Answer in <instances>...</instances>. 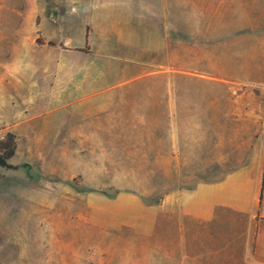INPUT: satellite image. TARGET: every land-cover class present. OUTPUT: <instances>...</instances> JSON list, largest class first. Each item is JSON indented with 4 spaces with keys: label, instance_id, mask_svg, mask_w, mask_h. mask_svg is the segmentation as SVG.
<instances>
[{
    "label": "rangeland",
    "instance_id": "obj_1",
    "mask_svg": "<svg viewBox=\"0 0 264 264\" xmlns=\"http://www.w3.org/2000/svg\"><path fill=\"white\" fill-rule=\"evenodd\" d=\"M7 132L0 264L119 263L121 204L264 166V0H0Z\"/></svg>",
    "mask_w": 264,
    "mask_h": 264
},
{
    "label": "crops",
    "instance_id": "obj_2",
    "mask_svg": "<svg viewBox=\"0 0 264 264\" xmlns=\"http://www.w3.org/2000/svg\"><path fill=\"white\" fill-rule=\"evenodd\" d=\"M262 178L251 163L159 203L121 204L113 225L127 236L106 249L121 254L111 264H264Z\"/></svg>",
    "mask_w": 264,
    "mask_h": 264
},
{
    "label": "trees",
    "instance_id": "obj_3",
    "mask_svg": "<svg viewBox=\"0 0 264 264\" xmlns=\"http://www.w3.org/2000/svg\"><path fill=\"white\" fill-rule=\"evenodd\" d=\"M17 144H16V135L12 132H7L4 137L0 139V167L12 168V165L9 163L16 155ZM264 194V166H263V178H262V187L260 192V200L262 202ZM157 202L154 203H159ZM151 203V204H154Z\"/></svg>",
    "mask_w": 264,
    "mask_h": 264
},
{
    "label": "built area",
    "instance_id": "obj_4",
    "mask_svg": "<svg viewBox=\"0 0 264 264\" xmlns=\"http://www.w3.org/2000/svg\"><path fill=\"white\" fill-rule=\"evenodd\" d=\"M260 215H261L262 217H264V205H263L262 208H261Z\"/></svg>",
    "mask_w": 264,
    "mask_h": 264
}]
</instances>
